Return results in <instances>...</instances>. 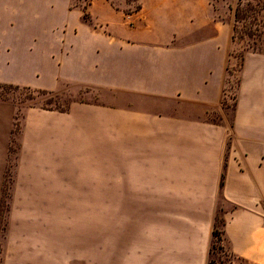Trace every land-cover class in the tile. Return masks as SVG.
<instances>
[{"label": "crops", "instance_id": "obj_1", "mask_svg": "<svg viewBox=\"0 0 264 264\" xmlns=\"http://www.w3.org/2000/svg\"><path fill=\"white\" fill-rule=\"evenodd\" d=\"M236 3L89 0L85 20L72 0H0V82L96 92L25 109L1 264H207L216 213L233 254L264 264V214L223 195L245 139L262 143L244 160L264 199V50L223 106ZM15 110L0 102V193ZM115 205L149 207V224L120 213L111 251Z\"/></svg>", "mask_w": 264, "mask_h": 264}, {"label": "trees", "instance_id": "obj_2", "mask_svg": "<svg viewBox=\"0 0 264 264\" xmlns=\"http://www.w3.org/2000/svg\"><path fill=\"white\" fill-rule=\"evenodd\" d=\"M83 17L85 20L87 19L86 15H83ZM258 25L262 27L264 26V0H237L235 11H234V17H233L231 45H230L229 57L227 60V65H226V77H225V86L223 88V95L226 93V84H228L229 81H232L231 79V72H232V66H233L232 62L234 61V58L236 56V50L238 51V58L240 59L239 61L240 64H242V60H243L245 52L264 50V31H262V27L260 29L261 31H258L257 29ZM254 26L256 27L255 29H253ZM256 34L257 36H260L261 42L254 43L250 41L245 44L243 43L244 47L241 50L240 45H241L242 38H244V36H252ZM240 68L237 73V78H236L237 80L235 82L237 84H235V89L233 90L234 93L236 92V89L238 86ZM12 87L13 88L19 87V88H25V89L27 88L30 90L47 92L41 89L0 82V102L11 103L15 105V108H16L14 119H13V124L11 127V132H10L9 145H8V150H7V160H6V165L4 169L3 182H2L1 193H0V264H1L3 249H4V240H5L6 232H7L9 207H10L11 196H12V191H13V175L15 172V167L17 164V158H18V152H19V143L17 141V136L21 129L25 109L27 108L25 106L18 108L15 102L6 98V94L4 93V91L6 92V90H9ZM235 103H236V96L235 94H233L232 102L229 105V107L233 109L235 106ZM223 106L228 107V106H225L224 102H223ZM65 109L67 108H64L63 110ZM217 235L220 240L221 238L223 239L224 243L228 247V244L225 238L223 219L218 213H216L214 217V223H213V228H212V233H211V242H210V247H209V254L213 252L212 245H215V239ZM231 253L233 254L232 251Z\"/></svg>", "mask_w": 264, "mask_h": 264}, {"label": "rangeland", "instance_id": "obj_3", "mask_svg": "<svg viewBox=\"0 0 264 264\" xmlns=\"http://www.w3.org/2000/svg\"><path fill=\"white\" fill-rule=\"evenodd\" d=\"M89 0H72L73 5L79 6L83 10V15H86L87 18L89 14L86 12V6ZM131 16L127 15V19ZM257 26V25H256ZM262 26L257 27L258 31H261ZM264 27V26H263ZM262 27V31H264ZM108 28H111L108 25ZM256 27L254 26L253 29ZM255 33V32H254ZM243 41V42H242ZM254 42L260 43L261 38L260 36L252 35V36H244L241 40V50L244 47V44L247 42ZM244 43V44H243ZM240 59L238 58V51L236 50V56L234 61L232 62V72H231V79L228 84H226V93L223 95L224 99L223 102L225 106H228L232 102V97L235 89V83L237 78V73L239 68L241 67ZM243 61V60H242ZM239 83V81H238ZM46 91V90H45ZM6 94V98L15 102L18 108L20 107H31V106H45V107H52L58 109L67 108L71 101L75 100H93L95 98L94 92L92 89H88L84 86H78L70 83L63 84L58 90L47 91V92H40L36 90H30L25 88H10L9 90L4 91ZM94 96V97H93ZM236 96V94H235ZM226 108V107H225ZM100 208L101 207H90L93 216V228H94V235L95 237L98 235L101 229V220L97 218V215L100 216ZM142 211H145L146 215V222L145 225L148 227V215H149V207H119L117 205L109 207L110 213V234H111V251H114L116 247L113 244L112 237L116 236L118 230V215L122 213V220L128 225L132 223V227L135 225V222L138 224L142 223V218L140 215ZM135 215H137L135 217ZM139 221H138V220ZM212 233V232H211ZM212 253H208L207 264H246L243 260L238 258L237 256L233 255L227 245L224 243L223 239H219L218 235L215 239V245H212ZM97 257V255L95 254ZM100 256V254H99ZM113 253L111 252V257ZM112 259V258H111Z\"/></svg>", "mask_w": 264, "mask_h": 264}, {"label": "water", "instance_id": "obj_4", "mask_svg": "<svg viewBox=\"0 0 264 264\" xmlns=\"http://www.w3.org/2000/svg\"><path fill=\"white\" fill-rule=\"evenodd\" d=\"M261 144L245 139H238L237 143L231 144L223 184V195L239 205L264 214V199L259 194L244 160V156L246 159H250L249 150L251 147H260ZM239 179L246 183V191L237 188Z\"/></svg>", "mask_w": 264, "mask_h": 264}]
</instances>
